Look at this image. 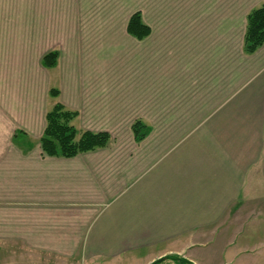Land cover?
Here are the masks:
<instances>
[{
	"label": "crops",
	"instance_id": "0c3cea01",
	"mask_svg": "<svg viewBox=\"0 0 264 264\" xmlns=\"http://www.w3.org/2000/svg\"><path fill=\"white\" fill-rule=\"evenodd\" d=\"M126 33L142 42L153 29L144 39L127 25ZM241 51L264 55V44L247 54L243 36ZM42 58L44 75L56 79L60 55L53 67ZM169 60L167 71L153 68L142 99L151 118L135 119L150 126L142 140L135 120L127 137H115L102 106L87 126H75L110 132L105 147L45 155L47 112L56 101L70 108L61 80L42 103H0V264H150L169 255L264 264V67L230 89L219 58ZM77 108L73 123L82 117Z\"/></svg>",
	"mask_w": 264,
	"mask_h": 264
},
{
	"label": "rangeland",
	"instance_id": "374dc122",
	"mask_svg": "<svg viewBox=\"0 0 264 264\" xmlns=\"http://www.w3.org/2000/svg\"><path fill=\"white\" fill-rule=\"evenodd\" d=\"M261 5L264 0H0V103H42L46 89L61 80L62 99L82 110L74 125L87 126L97 107L107 106L110 131L125 138L130 122L151 118L152 105L142 99L153 68L167 71L169 58H201L207 65L219 58L230 89L261 70L263 54L241 51L246 16ZM136 10L153 29L142 42L126 33ZM52 50L60 52V64L49 80L40 61Z\"/></svg>",
	"mask_w": 264,
	"mask_h": 264
},
{
	"label": "trees",
	"instance_id": "16d2710c",
	"mask_svg": "<svg viewBox=\"0 0 264 264\" xmlns=\"http://www.w3.org/2000/svg\"><path fill=\"white\" fill-rule=\"evenodd\" d=\"M127 31L137 39H144L151 33V27L143 21L140 11L133 13L127 22ZM264 44V5L252 9L247 15L244 34V52L252 54ZM58 50L46 53L42 62L46 67L57 64ZM50 95L58 98L60 91L52 87ZM78 111L66 107L62 102L56 103L46 114V127L40 138L42 152L49 156L73 157L79 153L105 147L111 134L108 131L79 130L73 124ZM131 129L137 140H142L150 132V126L142 119L132 123ZM172 260L177 264H190L186 259L177 255H169L164 260ZM162 260V261H164ZM162 261H157L160 264Z\"/></svg>",
	"mask_w": 264,
	"mask_h": 264
},
{
	"label": "water",
	"instance_id": "95a60500",
	"mask_svg": "<svg viewBox=\"0 0 264 264\" xmlns=\"http://www.w3.org/2000/svg\"><path fill=\"white\" fill-rule=\"evenodd\" d=\"M164 259H165V257H163V258H159L158 260H159V261H162V260H164ZM158 260H156V261H154V262H152V263H150V264H156V262H157Z\"/></svg>",
	"mask_w": 264,
	"mask_h": 264
}]
</instances>
